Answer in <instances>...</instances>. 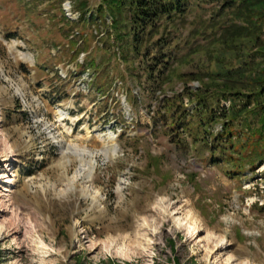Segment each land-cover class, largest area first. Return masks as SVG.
Listing matches in <instances>:
<instances>
[{"label": "rangeland", "instance_id": "rangeland-1", "mask_svg": "<svg viewBox=\"0 0 264 264\" xmlns=\"http://www.w3.org/2000/svg\"><path fill=\"white\" fill-rule=\"evenodd\" d=\"M107 1L0 0V264H264V164L234 177L170 129L177 94L201 89L177 72L214 75L256 53L252 36L222 40L245 15L194 2L160 33L173 65L162 79L133 48L128 9ZM81 2L94 23L77 24ZM76 147L94 153L92 172ZM190 213L196 234L178 225Z\"/></svg>", "mask_w": 264, "mask_h": 264}, {"label": "trees", "instance_id": "trees-1", "mask_svg": "<svg viewBox=\"0 0 264 264\" xmlns=\"http://www.w3.org/2000/svg\"><path fill=\"white\" fill-rule=\"evenodd\" d=\"M205 1H221L224 9H231L236 15H245L246 21L233 22L225 28L222 40L227 45L236 38L252 36L256 53L248 54L241 65L214 75L201 77L195 73L177 72L176 76L184 80L185 85L189 84L188 81L197 80L200 81L201 89L195 92L186 86V91L175 97L180 103L170 104L172 111L176 109L170 118L171 135L178 146L184 143L189 145L188 138L193 145H204L209 150L213 163L225 165L227 173L240 177L248 169L255 171L264 164V5L258 11L247 4L250 0H108L107 4L112 11L117 10L120 13L125 8L128 9L127 20L131 30L129 34L134 36L133 48L137 53L146 48L145 55H149L153 62L163 64L160 68L161 74L158 75L163 79L172 71L173 65L167 60L170 56L166 54L170 40L168 36H160L162 29L168 30L169 24L185 15L194 2ZM79 6L76 11L81 16L76 21L77 24L86 26L97 20L95 14L89 15L86 3L81 2ZM63 13L65 19L71 21L65 11ZM97 14L105 19L102 10ZM111 17L114 21L113 27L117 28L119 21L114 16ZM156 35L160 37L154 40ZM150 41L153 50L158 53L154 56L151 54L152 47L149 48ZM257 57H260L259 62ZM153 68H149L152 77L156 73ZM154 81L157 82L155 78ZM245 87H250L249 92L242 90ZM184 95L189 96L191 104H196L191 112L184 106ZM215 96L231 101L233 99L234 105L231 104L228 109H216L213 106ZM237 100L242 103L241 106L235 104ZM217 121L222 122V127L219 132L214 133L211 125ZM216 154L221 158H216Z\"/></svg>", "mask_w": 264, "mask_h": 264}, {"label": "bare ground", "instance_id": "bare-ground-1", "mask_svg": "<svg viewBox=\"0 0 264 264\" xmlns=\"http://www.w3.org/2000/svg\"><path fill=\"white\" fill-rule=\"evenodd\" d=\"M115 138V137H114ZM113 138V139H114ZM110 139H112V138H110ZM61 144H62V146L63 147H65L66 146V144L65 143H63V142H61ZM75 151H76V153L78 154V156L81 158V159H83V161H86V158H89V162H88V167H89V170H90V172H92L93 171V169H94V164H95V160H94V153L93 152H91V151H89V150H87V149H80L79 147H76L75 148ZM86 168L84 167V166H82V167H80L79 168V170L78 171H76V174H75V176H74V178H73V182L75 181V180H77V177H78V175L80 174V173H82L84 170H85ZM86 171V170H85ZM72 181V180H71ZM76 182V181H75ZM89 188V187H88ZM85 190V189H84ZM87 191L88 192H86V193H88L89 195H94V197H96L97 196V192H92V190H90V189H87ZM87 194V195H88ZM177 221H178V225H180V223H183V225H186V227H187V229H188V231L189 232H192V233H194V234H196V233H198V232H200V230H201V226H200V223H199V218L198 217H196L193 213H190L189 215H186L185 217H184V219H177ZM177 223V222H176ZM221 242L220 243H225L226 242V240L224 239V238H222L221 240H220ZM150 242V240H148V243ZM245 264H248L247 262L245 263Z\"/></svg>", "mask_w": 264, "mask_h": 264}]
</instances>
